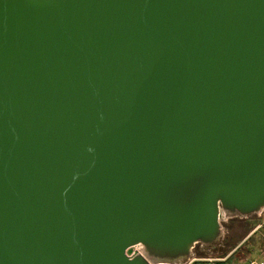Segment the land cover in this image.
<instances>
[{
    "label": "water",
    "instance_id": "obj_1",
    "mask_svg": "<svg viewBox=\"0 0 264 264\" xmlns=\"http://www.w3.org/2000/svg\"><path fill=\"white\" fill-rule=\"evenodd\" d=\"M263 211L264 0H0V264H179Z\"/></svg>",
    "mask_w": 264,
    "mask_h": 264
},
{
    "label": "rangeland",
    "instance_id": "obj_2",
    "mask_svg": "<svg viewBox=\"0 0 264 264\" xmlns=\"http://www.w3.org/2000/svg\"><path fill=\"white\" fill-rule=\"evenodd\" d=\"M220 237L210 245L196 244L191 250V258L201 259L210 264H247L263 262L261 250H264V211L248 216H220ZM264 227V226H263Z\"/></svg>",
    "mask_w": 264,
    "mask_h": 264
},
{
    "label": "built area",
    "instance_id": "obj_3",
    "mask_svg": "<svg viewBox=\"0 0 264 264\" xmlns=\"http://www.w3.org/2000/svg\"><path fill=\"white\" fill-rule=\"evenodd\" d=\"M125 255L129 259H132V258L137 257V256L144 257V251H143L142 246L135 245V246H132L129 249H127L125 251ZM210 263L211 262H206V261H203L201 259L191 258V256H190L186 261L179 263V264H210ZM149 264H169V263H149ZM247 264H264V263L251 261V262H248Z\"/></svg>",
    "mask_w": 264,
    "mask_h": 264
},
{
    "label": "crops",
    "instance_id": "obj_4",
    "mask_svg": "<svg viewBox=\"0 0 264 264\" xmlns=\"http://www.w3.org/2000/svg\"><path fill=\"white\" fill-rule=\"evenodd\" d=\"M263 226H264L263 224H259V225H257L256 228L254 229V231H255V230L258 231V230H260L261 228H264ZM261 256L263 257V260H264V250H261Z\"/></svg>",
    "mask_w": 264,
    "mask_h": 264
}]
</instances>
